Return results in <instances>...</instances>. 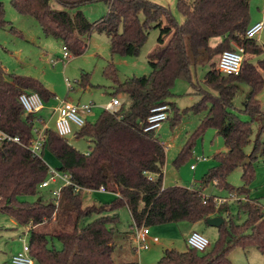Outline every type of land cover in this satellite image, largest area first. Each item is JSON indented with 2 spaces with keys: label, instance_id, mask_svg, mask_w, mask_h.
<instances>
[{
  "label": "trees",
  "instance_id": "obj_1",
  "mask_svg": "<svg viewBox=\"0 0 264 264\" xmlns=\"http://www.w3.org/2000/svg\"><path fill=\"white\" fill-rule=\"evenodd\" d=\"M55 1L64 10H54L51 0H12V6L20 15L34 18L45 36L61 41L75 57L87 51V38L93 32L109 37L112 57L137 56L152 28L159 29L160 36L158 47L148 57L152 69L149 76L121 83L115 66L109 64L106 68L105 75L117 85L115 96L126 94L128 103H122L114 113L103 111L96 124L87 122L77 132V138L92 143L89 153L81 154L51 129L45 132L44 152L49 149L55 155L61 163L60 171L68 174L76 186L94 191L106 187L115 197L106 205L84 206L86 192H77L73 186L62 189L57 203H47L41 197L33 204L21 201L22 197H38L49 168L27 148L35 138L36 120L41 118L25 112L20 96L34 92L49 101L54 95L41 82L8 74L0 66V130L19 138L21 144H0V213H9L18 224L31 226L28 246L33 260L40 264H139L117 263L114 259L115 227L119 223L115 212L127 207L139 228L224 217L230 211L228 206L217 210L214 201L218 197L203 195L211 183L220 191H237L239 196H246L245 202L238 203L237 211L247 215V221L236 224L229 212L230 221L218 228L219 238L213 249L205 253L190 248L186 252L166 250L157 264H233L229 256L237 247H253L264 256V208L249 198L247 189L255 177L253 165L264 155V126L252 141V123L264 120L257 99L264 78L249 59H244L239 75H224L213 62L234 46L244 49V57L264 55V46L246 37L251 26V0H177L181 24L176 23L169 8L149 0ZM95 2H104L109 9L99 21L90 22L80 10L69 12ZM163 20H167L166 26ZM6 24L0 3V28ZM214 39L221 41L212 46ZM200 59L209 66L204 80L207 89L199 87L202 99L192 110H207L208 116L176 163L190 155L195 140L209 128L217 130L227 150L217 154L218 165L204 176L202 189L164 187L166 148L155 133L144 132V123L154 108L170 105L168 98L176 80L190 78L192 67ZM258 66L264 71V59ZM243 84L251 89L244 109L251 122L242 121L233 111V101ZM178 118L176 113V121ZM252 142L253 149L248 154L246 148ZM239 167L243 168L245 186L235 189L227 178ZM93 217L96 218L85 224ZM48 227L50 231H46ZM48 237L58 238L63 251L50 249Z\"/></svg>",
  "mask_w": 264,
  "mask_h": 264
},
{
  "label": "rangeland",
  "instance_id": "obj_2",
  "mask_svg": "<svg viewBox=\"0 0 264 264\" xmlns=\"http://www.w3.org/2000/svg\"><path fill=\"white\" fill-rule=\"evenodd\" d=\"M149 1L169 8L176 23L181 24L183 22V17L177 8V0ZM0 3L3 5L4 19L7 22L4 28H0V66L8 74L30 77L41 82L54 95L49 101L43 100L44 109L37 114V117H42L53 131H56L57 120L54 110L64 100L75 105L94 104V109L87 115V121L92 125L97 123L113 98L119 99L121 103H128L126 94L119 93L115 96L117 85L105 75V70L109 64L115 66L121 83L129 78L149 76L152 72L148 57L158 47L159 29L152 28L150 30L149 36L137 56L116 55L112 57L109 37L106 34L93 32L89 39L87 38L88 48L83 55L75 57L68 51L70 58L64 59V48L61 41L45 36L34 18L17 13L12 6V0H0ZM51 5L54 10H64L55 0H51ZM78 10L82 11L92 23L105 17L109 11L104 2H95L79 9L69 10V12L74 14ZM250 17L255 21H264V0H251ZM163 24L166 26L167 20H163ZM255 40L259 45L264 46V29ZM217 42V40H212L211 45H215ZM219 57L213 59L216 69L218 68ZM244 59L245 61L249 59V62L257 67L264 78V71L258 66L259 61L264 59V55L259 57L247 55ZM204 61L200 59L198 60L199 64L192 67L190 78L176 80L171 90V96L168 98V103L172 107L169 112V119L156 133L166 148L164 187L180 186L194 190L202 189L204 176L218 165L217 154L227 150L224 140L218 135L217 130L209 128L203 136L195 140L190 155L176 163L181 151L191 140L201 122L208 116L207 110L199 113L192 110V107L202 99L200 88L207 89L204 80L209 71V66ZM84 83H87V86H83ZM68 85L71 86V90ZM250 91L249 86L241 85L233 101V111L244 122H251V117L244 112ZM257 99L264 113V87L258 93ZM173 107L176 110H173ZM176 113L179 115L177 121ZM263 126L264 120L262 119L252 123V141ZM72 128L73 134L66 137L68 143L81 154L89 153L92 147L90 140L77 138L76 133L79 127L72 125ZM262 141L264 143V132ZM252 149L253 142L246 148V152L250 154ZM198 157L200 161H197ZM43 160L48 168L63 174L60 171V161L49 149L44 152ZM193 165L196 166L195 170L191 169ZM253 166L255 177L247 185L249 198L257 201L264 208V155ZM242 175L243 168L239 167L229 175L227 183L235 189L244 187ZM62 186L63 183L59 181L47 189H40L38 197H22L21 201L33 204L41 197L47 203L53 202L55 200L53 191ZM203 195L206 197H229L230 201L226 205L230 209L228 211L231 213L234 222L244 224L247 221V215L243 213L239 215L237 211L238 203L240 201L245 202V195L240 197L237 191H220L213 183L203 190ZM230 195L233 197L230 198ZM114 199L115 197L111 194L86 192L84 206L96 203L106 205L112 203ZM226 205L221 208L224 207L223 209H225ZM115 213L119 216V223L115 227L117 248L114 259L117 263L133 261L139 264H157L166 250L186 252L189 249L187 238L192 232L202 234L210 242V246L205 252L213 249L219 238L218 228L209 226L205 221L154 225L149 227V239L158 238L159 243H151L149 250H137L133 237L135 225L129 210L124 206ZM95 218L86 219L85 224ZM222 218L226 222L230 221L228 216ZM30 229L31 226L18 224L11 214L0 213V264H12V258L22 253L25 245L30 244ZM50 230L51 227L46 229V231ZM125 233L129 235V238L125 237ZM48 240L50 249L63 251V243L58 238L48 237ZM229 258L233 264H264V256L253 247L247 249L237 247L231 252ZM34 264L40 263L34 261Z\"/></svg>",
  "mask_w": 264,
  "mask_h": 264
},
{
  "label": "built area",
  "instance_id": "obj_3",
  "mask_svg": "<svg viewBox=\"0 0 264 264\" xmlns=\"http://www.w3.org/2000/svg\"><path fill=\"white\" fill-rule=\"evenodd\" d=\"M264 29V21H259L253 25H251L247 32L246 37L248 39H255ZM64 48V59L70 58V53L68 50ZM245 51L243 48L239 46H234L233 50H227L223 52L219 57L218 62V70L224 75H239L242 69V65L244 62ZM69 89L71 90V86ZM20 102L27 114H39L44 109V101L42 97L38 93L28 92L23 93L20 96ZM122 103L119 99L113 98L112 101L107 105L106 110L114 113L120 107ZM94 104H82L75 105L67 100L61 102V104L55 108L54 115H57L56 120V131L55 133L62 137L66 138L67 136L73 134L72 125L79 127V130L85 126L87 121V115L92 112L94 109ZM171 111V106L168 104H164L154 108L151 111L150 116L147 121L144 123V132L149 133H157L162 125L169 119V112ZM37 121V127L35 128V138L31 141L30 145L27 147L31 154L35 157H39L43 159L44 149H45V132L50 129L49 125L45 123V121L41 118V120ZM41 128V130H40ZM78 130V131H79ZM77 134V133H76ZM14 142L20 144L19 138H13L8 134L2 132L0 130V144L3 142ZM21 145V144H20ZM205 160V158H203ZM197 161H200V158H197ZM192 170L196 169V166H191ZM152 180V178H150ZM59 181L63 183L62 187H59L57 190L53 191V196L55 197L54 202H59L61 191L66 186H73L75 191H84L87 193L91 192H99L102 194H109V191L106 187L102 186L99 190H84L78 186H76L72 181L68 174L60 173L55 169L49 168L48 176L46 180L40 185V189H47L52 184H57ZM233 196L230 195V198ZM241 197V196H240ZM247 198L245 199V201ZM230 201L229 197H218L215 199V207L217 210H221L222 206L228 204ZM226 214L225 216H228ZM150 230L149 227H137L133 231V237L135 242V247L137 250H149L151 243H159L158 238L149 239ZM188 248L195 250L199 253H205L207 248L210 246V242L206 237L198 232H192L187 238ZM12 264H34L33 258L29 254V246L25 245L23 252L12 258Z\"/></svg>",
  "mask_w": 264,
  "mask_h": 264
},
{
  "label": "water",
  "instance_id": "obj_4",
  "mask_svg": "<svg viewBox=\"0 0 264 264\" xmlns=\"http://www.w3.org/2000/svg\"><path fill=\"white\" fill-rule=\"evenodd\" d=\"M205 222L211 226L219 228L221 227L226 221L222 217H215V218H206Z\"/></svg>",
  "mask_w": 264,
  "mask_h": 264
},
{
  "label": "crops",
  "instance_id": "obj_5",
  "mask_svg": "<svg viewBox=\"0 0 264 264\" xmlns=\"http://www.w3.org/2000/svg\"><path fill=\"white\" fill-rule=\"evenodd\" d=\"M257 22H259V21H255V20H252L251 19V25H253V24H255V23H257ZM214 40H217L218 42L215 44V45H212V46H216L220 41H221V39H214ZM257 41V40H256ZM39 118H42V117H39ZM163 144V143H162ZM164 145V144H163ZM165 146V145H164ZM96 193H99V192H96ZM102 194V193H101ZM110 194V193H109ZM112 196H114L113 194H111ZM125 235V237L126 238H129V235L128 234H124ZM115 254L116 253H114V258H115ZM133 262V261H132Z\"/></svg>",
  "mask_w": 264,
  "mask_h": 264
}]
</instances>
